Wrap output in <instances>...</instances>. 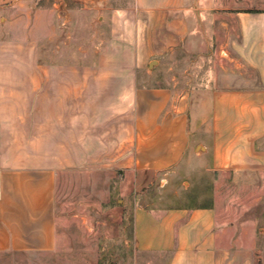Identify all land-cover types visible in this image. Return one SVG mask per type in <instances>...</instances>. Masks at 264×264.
I'll return each instance as SVG.
<instances>
[{
  "label": "crops",
  "instance_id": "obj_1",
  "mask_svg": "<svg viewBox=\"0 0 264 264\" xmlns=\"http://www.w3.org/2000/svg\"><path fill=\"white\" fill-rule=\"evenodd\" d=\"M79 14L86 49L66 32ZM178 50L234 52L258 84L233 74L219 81L243 85H138L147 60ZM186 157L215 174L213 202L135 203V251L165 264H264V0H0V252L56 249L65 171L137 178Z\"/></svg>",
  "mask_w": 264,
  "mask_h": 264
},
{
  "label": "rangeland",
  "instance_id": "obj_2",
  "mask_svg": "<svg viewBox=\"0 0 264 264\" xmlns=\"http://www.w3.org/2000/svg\"><path fill=\"white\" fill-rule=\"evenodd\" d=\"M75 18L74 24H66V32H71L72 28L75 46L80 43L86 49L90 30L88 15L79 14ZM97 38L99 42L106 35L98 34ZM81 54L88 56L87 51ZM150 61H153L151 65ZM233 74H239L246 81L250 79L252 85L258 84L256 73L243 66L234 52L220 56L216 50H178L147 60L144 70L138 73V85H168L174 76L181 86L189 88L240 85L219 81L220 76ZM199 155L198 150L196 156ZM188 159L186 157L180 170L172 173H146L137 178L133 173L104 167L65 171L58 179L56 190L55 212L60 229L56 249L52 252H0V264H165L166 257L135 251L130 211L135 203L154 209L212 203L219 181L204 164L195 158ZM226 186L229 184L221 185L222 191ZM229 190L232 192L230 186ZM223 194L230 202L231 199H240L243 203L251 201L250 196ZM260 196L264 205V193L256 197ZM255 213L261 216L264 212L261 209ZM260 222L257 234L264 235V222ZM261 242L259 248L264 246L263 240ZM259 256L255 264H260Z\"/></svg>",
  "mask_w": 264,
  "mask_h": 264
},
{
  "label": "water",
  "instance_id": "obj_3",
  "mask_svg": "<svg viewBox=\"0 0 264 264\" xmlns=\"http://www.w3.org/2000/svg\"><path fill=\"white\" fill-rule=\"evenodd\" d=\"M153 63V61L150 63V65Z\"/></svg>",
  "mask_w": 264,
  "mask_h": 264
}]
</instances>
